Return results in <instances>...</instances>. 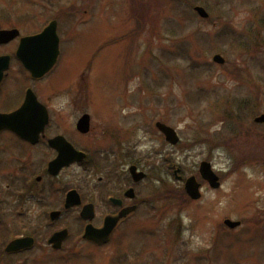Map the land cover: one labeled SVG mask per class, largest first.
<instances>
[{"label":"rangeland","instance_id":"1","mask_svg":"<svg viewBox=\"0 0 264 264\" xmlns=\"http://www.w3.org/2000/svg\"><path fill=\"white\" fill-rule=\"evenodd\" d=\"M27 1L38 2L0 0V28L18 26L27 34L57 18L66 42L54 75L60 76L40 95L53 106L67 95L117 101L114 125L128 133L124 148L148 175L142 192L153 201L99 248L77 236V210L56 226L49 219L63 211L56 205L68 187L89 190L98 176L71 168L53 188L38 186L29 201L15 196L19 172L2 170L0 264H264V122L256 121L264 115V0ZM196 6L210 18H200ZM215 55L226 62L215 63ZM66 76L69 92L61 82ZM7 91L17 96L20 88L7 84ZM96 112L104 122L96 119L93 137L111 125L109 113ZM157 122L174 128L181 143H167ZM204 161L220 177V189L203 181ZM178 169L183 182L175 178ZM191 176L202 183L201 200L184 190ZM226 220L242 225L231 230ZM61 225L74 238L57 252L47 241ZM17 233L37 244L6 257Z\"/></svg>","mask_w":264,"mask_h":264},{"label":"flooded vegetation","instance_id":"2","mask_svg":"<svg viewBox=\"0 0 264 264\" xmlns=\"http://www.w3.org/2000/svg\"><path fill=\"white\" fill-rule=\"evenodd\" d=\"M16 28L20 29L18 26L8 29ZM42 30L43 27L39 28L37 33ZM20 31L21 35H25L22 29ZM27 34L29 35V33ZM19 44L20 39H17L7 46H0V56L10 58L9 67L4 71L3 80L0 84V114H12L21 109L26 101L28 91L31 90L38 102L45 107L48 124L38 140H32L33 138L32 141L27 140L11 129H4L0 132V173L7 170V168L16 169L21 176V186L15 188L18 189L15 196L21 193L19 197L24 196V199L26 197L29 201L35 198V194L40 189L38 186L41 185L42 192L47 187L53 188L54 181L61 178L71 168H82L86 173L98 176L96 183L89 190L84 191L83 187H68L66 193L76 190L81 197V204L71 209V211L77 210L81 214L84 208L93 207L92 222L81 220L82 226L79 234L85 232L89 224L97 229H102L107 218L118 217L123 213H127V217L120 221L118 227L112 233L111 242L125 224L133 217L141 214L152 202L149 191L145 195L142 192L147 177L136 182L130 173L131 168L137 165L134 162V155L124 148V141H128V133L124 129L118 128L119 124L114 125L115 119L113 118L119 115V109L117 110V106H111V104H116L117 101L111 103L110 97L91 98L89 96L59 95L64 96L60 97L63 102L53 106L40 93H46L45 84L60 76L58 74L54 77L61 66L62 46L57 66L45 77L36 79L25 69L18 58ZM22 77L26 81L18 83L17 80ZM62 78L63 76H61ZM69 81H71L70 77L67 76L66 80L61 81L63 83L62 87H67L65 89L67 92L71 88ZM7 84H13V87L20 88L19 94L12 96L8 91L5 94ZM61 90L63 91L58 87L55 89L58 92ZM96 110H104L103 115L109 113L110 119L108 121H111L112 126L108 125L102 128L101 134L93 137V127L97 125L96 119L100 123L104 122V118H101ZM39 111L40 113L36 114H44L40 109ZM84 116H89V127L85 132L78 128L79 122ZM57 139H59V146H67L69 143L79 154L76 155L70 152V161L75 162L64 168L59 176L53 177L49 174V167L59 157V151L51 146V142ZM138 169L142 171L139 167ZM13 181L14 179L10 181L11 184ZM10 186L6 191L11 189ZM64 188H67V186L64 185L61 189ZM148 194H150V197ZM64 204L63 199L62 205L56 206L62 207ZM132 208H135V210L129 212ZM110 242L106 245H109Z\"/></svg>","mask_w":264,"mask_h":264},{"label":"water","instance_id":"3","mask_svg":"<svg viewBox=\"0 0 264 264\" xmlns=\"http://www.w3.org/2000/svg\"><path fill=\"white\" fill-rule=\"evenodd\" d=\"M196 11L203 18L209 17V14L202 7H197ZM54 30H56L55 27H54ZM9 36H10L9 33H6V32L0 33V42L8 41L10 38ZM34 46H36V47H44L45 46L48 49L51 48L50 54H47L48 59L46 61L41 62L39 66H37L36 63L33 62V52H27L26 51L27 48L31 49V48H34ZM58 48H59V38L56 35V31L53 32L51 30V31H46L44 35L24 40L21 44L19 55L23 59L27 68L34 75L41 76L44 73H46L50 69V67L52 66L53 62H55L54 60L58 55L57 54ZM214 61L218 64H224L225 63V59L220 55L215 56ZM31 104H32V102L30 101V99H28L26 104L24 105V107L20 111L16 112L14 115L2 116L0 118V128L1 127H13V128L18 129V130H22V129L27 128V125H26V123H24V121L28 120L29 116L27 115V113L30 112ZM256 121L257 122H264V115L262 117L258 118ZM157 126L166 135L167 140L169 142H171L172 144H177L179 142L178 135L176 134V132L172 128H170L166 125H163L161 123H158ZM43 127H44V122L42 123L41 127H39L33 134L38 135L39 131L42 130ZM79 127L82 130H85L86 128H88V117H85L82 120ZM66 163H67V158L57 160L55 162V164L53 165V167L51 168V172L56 175L61 170L62 165L66 164ZM56 164H59V165H56ZM132 171H133V173H135V169H132ZM201 173H202L204 179L206 181H208L212 187L218 188L220 186L219 178L212 171V167L210 164L203 163L202 167H201ZM177 174H178V172H176V175ZM142 176H144V174H137L136 179H139ZM186 189H187L188 194L191 197H193L194 199H200L201 198L200 185L197 183L195 178H191L190 180H188L187 185H186ZM76 200H77L76 193L69 194L66 207L70 208L71 206L75 205ZM57 216H58V214H53L52 218L56 219ZM82 216L84 219H88L85 212L83 213ZM123 216H124V214L121 215L120 218ZM118 220H119V218L116 220H109L107 222L106 228L101 230V231L94 230L92 227H89L87 229L86 238H88L89 240H94L96 242H103V241L107 240L109 238L111 232H112V229L116 226ZM226 224L231 228H236L239 225H241L240 222H232V221H227ZM66 237H67L66 231L58 233L52 238L50 243L54 244V247L56 249H60L62 247V243L66 239ZM33 244H34V242L32 239L16 240V241L12 242L7 247L6 251L9 253L18 252L20 250H23V249H26L28 247L33 246Z\"/></svg>","mask_w":264,"mask_h":264}]
</instances>
